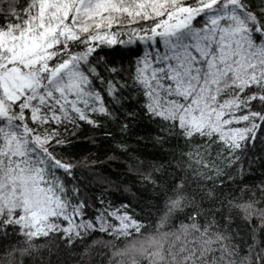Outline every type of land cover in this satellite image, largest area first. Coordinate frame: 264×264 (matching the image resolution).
<instances>
[{"label": "snow or ice", "instance_id": "obj_1", "mask_svg": "<svg viewBox=\"0 0 264 264\" xmlns=\"http://www.w3.org/2000/svg\"><path fill=\"white\" fill-rule=\"evenodd\" d=\"M137 120L167 145L129 164L151 220L89 196L88 170L111 182L70 152ZM258 147L264 0H0V264H264Z\"/></svg>", "mask_w": 264, "mask_h": 264}, {"label": "trees", "instance_id": "obj_2", "mask_svg": "<svg viewBox=\"0 0 264 264\" xmlns=\"http://www.w3.org/2000/svg\"><path fill=\"white\" fill-rule=\"evenodd\" d=\"M106 133H111V136ZM153 134H155L154 127L144 120L130 122L129 130L126 132L112 123L98 128L82 125L77 137L72 140L71 154L75 159L87 156L89 160L95 162L92 166L94 172L106 177L111 182V184L97 183L91 178L92 170H88V176L85 177L88 195L93 198L99 196L104 200L105 205L110 203L116 208L126 204L128 205L127 210L137 218L153 219L154 209L151 205L155 201L151 185L141 183L137 169L133 167L130 170L129 168L130 162L133 165L136 164L133 157L144 161L145 167L154 161L163 163L167 158L165 153L167 145L164 147L157 145L152 139ZM117 142L127 143V151L116 148ZM256 154L261 158L256 159L251 166V172L245 174V183L258 181L264 174V155H261L259 147ZM245 166L247 167V164ZM139 170L143 171V169ZM79 171L81 170L78 169ZM156 175L161 179H166V173ZM240 227L244 226L241 224ZM99 235L97 233V236ZM58 258L61 264H75L78 257L75 255V250H72L71 252H61ZM95 259L99 261L100 257L97 256Z\"/></svg>", "mask_w": 264, "mask_h": 264}]
</instances>
